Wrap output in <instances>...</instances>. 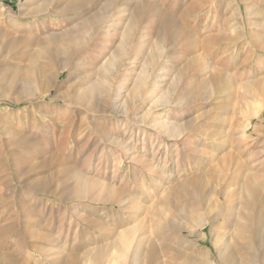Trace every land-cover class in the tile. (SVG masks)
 <instances>
[{"label":"rangeland","instance_id":"rangeland-1","mask_svg":"<svg viewBox=\"0 0 264 264\" xmlns=\"http://www.w3.org/2000/svg\"><path fill=\"white\" fill-rule=\"evenodd\" d=\"M44 1L46 0H0V56L8 55V58H0V264H6L9 249L16 251L14 257L23 264H57L59 258L68 261L72 250L78 249L80 260L88 264L85 253L108 246L111 243L109 229L122 231L127 226L134 225L131 218L138 213L129 203L128 210L121 211L117 204L108 202L109 188H117L118 192L121 191L128 199L133 200V207L150 201L148 198L141 199L143 188L152 191L153 187L160 185L159 195H153L150 201L153 210L168 197L169 194L166 193L170 187L175 188L192 179L194 173L185 175L177 172L184 168L183 163H187L190 158L187 151L191 146L185 144L195 142L200 153L205 154L214 151L213 144L206 146L207 137L196 135L194 131H186L179 137H167L154 127L151 128L154 118L164 117L171 122L178 121L179 124L187 125L202 115V120L199 119L198 122L207 119L205 130L208 133H222L217 136L218 141L214 139L215 142L225 144L233 140L236 145L240 144L241 151L248 149L253 156L257 154L259 160L264 157V85L258 88L251 85V82L264 80V0H221L196 12H189L188 8L195 1L204 0H150L156 2L164 13L178 18L184 32V35L180 34V43L165 55L168 57L166 67L161 72H152L153 83H156L155 86L159 85L154 90L155 96H162L163 93L170 96L168 88L172 81L169 78H172L174 72H179L194 57H200L201 60L195 65V71L183 77L186 87L184 86L179 101H186L184 106H158L144 122L143 117L152 104L151 91L136 104L129 100L128 109L119 105L106 109L99 102L88 103L87 106L72 104L58 98L71 86L76 87L74 92H87L90 85L97 81V69L104 64V56L119 44L122 23L127 18L122 7L114 9L105 23L107 27L114 23L112 37L106 38L103 35L88 42L89 45L83 44L84 47L78 53L79 65H74L72 76L69 77L67 72L61 74L58 81V86L62 87L60 90L53 89L46 95H41L40 89L36 92H24L21 76H17L13 69L19 62L11 59L35 54L39 51L40 41L45 44L53 37L79 29L86 18L105 4V0H100L98 4L85 7L77 15L60 16L51 13L32 16L31 10ZM70 1L72 0H53L50 10L56 6L61 11ZM187 11L188 16H183ZM214 36H228L234 40L217 43ZM148 37L149 35L139 41L147 43L152 38ZM18 40L25 42H20V48L8 53L5 44ZM155 40L156 37L152 38V42ZM67 47L70 48V44ZM140 56L144 58L145 53ZM60 58L59 61L63 59ZM39 61L47 62L44 57ZM169 68L173 70L167 73ZM127 71L129 70L125 72ZM217 71L224 72V76L217 75L212 82L216 93L210 98L192 101L190 97L193 92L198 94L200 84ZM158 72L168 80L161 77L157 80ZM127 73L121 78V83L127 77V87L130 89L134 82L131 74ZM229 76L232 80L228 81L226 78ZM112 77L114 78L111 76L109 83H112ZM207 85L205 90L211 94L214 86ZM111 94L120 95L121 89L115 91L112 88ZM256 112L259 113L258 119H252ZM248 124H251V129L249 138L245 140L242 133ZM253 129L260 132L254 133ZM22 137L27 143L23 141L24 147L20 151H13L14 148L9 146ZM229 150L231 146L227 145L226 151ZM218 153L222 155L221 152ZM244 153H248L245 158L249 159L251 152ZM193 154L198 157L199 153ZM134 159L138 160L135 162ZM165 166L169 170H163ZM161 170L163 173L157 176L156 171ZM77 174L81 178H75ZM42 180L50 182L48 190H38ZM92 180L99 183L96 196L90 193L82 198L63 200L53 195L56 189L57 194L71 192L75 185ZM102 185L108 189L105 188L102 192ZM99 193H102L103 198L98 197ZM90 197L100 200L95 201ZM172 202L175 205L184 204L175 198ZM86 220L99 224L90 227ZM28 229L35 232V238L31 236L34 241L26 233ZM195 229V233L200 235L201 231L196 227L193 230ZM204 233H207V240L202 241V245L198 247L203 251L206 246L212 248L214 237L210 235V229L204 230ZM46 234L55 239L54 243L49 244L51 247L41 239ZM9 239L12 240L8 241ZM194 239L195 236L186 242ZM157 241L160 249L157 264H193L185 255L190 247H185V240L178 233L168 234ZM31 242L36 244L35 248ZM140 263L148 264L145 258Z\"/></svg>","mask_w":264,"mask_h":264},{"label":"bare ground","instance_id":"bare-ground-1","mask_svg":"<svg viewBox=\"0 0 264 264\" xmlns=\"http://www.w3.org/2000/svg\"><path fill=\"white\" fill-rule=\"evenodd\" d=\"M99 1L100 0H72L66 7L59 11L55 5V7L50 10L53 0H46L42 2V4H39V6L34 7L31 11L34 17L45 16L51 13L60 16L68 14L77 15L76 13L80 12L85 7L95 3L98 4ZM219 1L221 0L195 1V3L190 5L188 11L196 12L207 5ZM158 6L156 2H151L150 0H105V4L102 5L101 9L86 18L82 27L79 29L69 30L66 34L64 33L65 35L53 37L45 44L44 41H40L38 44L40 46L39 51L35 52V54L13 57L11 61L19 62L18 65L14 64L16 67L13 66V69H15L17 76H21L24 84V92H36L37 89H40L41 95H46L50 94L53 89L57 91L60 90V88H62L58 86L60 76L64 72H67L69 77L70 75L72 76L74 65H79L77 64V60L79 59L78 53L84 47L83 44L89 45L90 43L88 42L91 40L94 41L96 38L103 35H105L106 38L112 37L114 33L112 29L114 23L109 27L105 26V23L114 9L117 10L122 7L125 9L124 14H126L127 18L122 23L123 31L120 34L119 44L113 51L108 52L107 55L104 56V64L97 69V81L90 85V90L87 92L79 90L74 92L76 87L71 86L66 92L64 91L63 94H60L58 98H63L67 103L70 102L72 104H84L87 106L88 103L96 104V102H99V104H101V106L103 105L106 109L118 105L123 107V109H128L129 100L136 104L144 95H149V91H151L150 100L152 104H150L149 111H147L146 115L143 117V122L158 106L165 107L174 104L184 106L186 101H179L183 93L182 91L186 87L184 85L186 82L183 77L189 72L195 71L194 67L201 58H192L187 62L185 67L181 68L177 73L174 72L172 78H169L170 82L172 81L168 88L170 89L168 92H171L170 96L168 94L169 97L167 94L163 95L164 93L162 96H155L154 90L159 85L157 84L158 86H155L156 83H153V73L157 70L161 72V70L166 67L165 63L168 57L165 55L168 53V50H171L173 46L180 43V34L184 35L179 19L171 14L168 15L164 13L162 8L160 9ZM188 11L183 13V16H188ZM149 17L152 19H149ZM147 26H149V30L146 32L145 29ZM147 35H149L148 38L156 37V40L152 42L151 38L147 43L143 40V42L139 41ZM19 39L23 40V38ZM213 39H215L214 41L217 43L234 40L228 36H214ZM20 42L25 41L18 40L7 42L5 45L8 53L20 48L22 46ZM139 43H141L140 47L138 46ZM69 44L70 48L67 47ZM143 52L145 53L144 58L140 56ZM1 56L5 57L4 55ZM6 57L8 58V55H6ZM42 57L47 60L46 63H41L39 61ZM60 57L63 58L61 61H59L61 59ZM126 70H129L127 72L131 74L134 82L133 87L130 89L127 87L129 84L127 77L124 79V83H121V78L126 76ZM172 70L173 69L169 68L166 72H172ZM159 72L158 75H156L159 76L156 77L157 80L161 78L166 79V77L159 75ZM50 75L53 76V78H50ZM217 75L223 77L224 72L217 71L213 76L207 77L197 89L199 93L196 94V92H193V95L190 94L191 100L207 99L210 98L213 93H216L215 85L212 84V82ZM111 76H114V78L112 77V83H109ZM227 79L228 81L232 80L230 76L227 77L226 80ZM206 83L214 86L211 94L205 90L208 86ZM251 85L258 88L264 85V80L251 82ZM151 86L155 88L152 89ZM112 88H115V91L120 88L121 94L116 95L117 93L115 92L116 94L112 95ZM65 93L66 96H64ZM190 103L187 105H190ZM201 116L202 115H200V117ZM258 116V112L253 113L252 119L254 117L258 119ZM200 117H196L193 119L194 121H191L187 125L179 124L178 121L171 122L164 117L154 118V124L151 125V128L154 127L156 131H160L163 135L174 138L182 136L186 131H194L196 135L207 137L205 139V145L208 146L212 143L214 151L211 153L209 152V154L200 153L195 142L185 144L191 146L187 151L189 152L188 155L190 158L187 163H183L184 168L182 170L179 169L177 172H182L185 175L191 172V174L194 173L195 175L192 176V179L177 185L175 188L170 187L168 193H166L169 194L168 197L164 198L153 210L150 207V201L153 195H159L161 190L160 185L153 187L152 191L143 188L140 194L141 199L148 198L150 201H144L142 202L144 205L140 206L137 204L138 206L133 207L131 204L135 202L128 199L121 191L118 192L117 188L108 189L102 185L104 188L102 192L105 191V188L109 190L107 194L108 202L117 204L121 211L128 210L129 203L131 208H134L133 210L136 209L138 213L136 214L135 211L133 212L135 214L131 220L134 222V225L127 226V228H124L125 230L122 229V231H117V229H109L110 232L108 237L110 236L111 243L108 246L98 247L97 249L88 251L85 253L86 255L84 254L87 256L86 261L88 264H141L140 262L143 258L146 259V263L148 264H157L156 261L159 259L160 252L159 246L156 243L159 242L157 240H161V238H164L168 234L177 233L185 240V247L189 245L190 248H188L185 255L186 259L193 264H264V157L259 160L257 154L254 156L252 155V151L248 149L241 151L240 144L236 145L237 143L235 141L233 142V140L230 143L225 142V144H221V141L215 142L214 139H216L217 136H221L222 133L215 131L208 133V131L205 130V126L207 125H205V122L208 121L206 119L198 122L199 119H201ZM250 129L251 124H248L246 125V129L243 130L242 137L245 140L249 138ZM258 132H260V130H254V133ZM234 136H236V133H234ZM30 138L31 137H29V139ZM209 139H211V141H209ZM23 141H25V138L22 137L9 147L11 149L14 148L13 151H20L24 147ZM227 145L231 146V150L226 151ZM218 152H221L222 155ZM244 152H251L249 154V159L245 158L248 153L245 154ZM193 153H199L198 157ZM137 160L138 159H134L135 162ZM145 163L147 164V162ZM149 169L151 168L149 167ZM164 169L169 170L166 166L163 170ZM163 170L156 171V175L162 174ZM75 178L81 177L77 174ZM93 180L86 184L75 185L71 192L66 191L63 194H57L58 191L56 189L53 195L63 200L82 198L86 195H90V193L96 196V189L99 188V183ZM50 185V182L47 180H42L37 188L39 191L43 189L48 190L47 188ZM98 197L103 198L102 193H99ZM90 198L95 201L100 200L96 197L95 199L92 197ZM173 198L181 202L183 201L184 204H173ZM135 221L138 222L135 224ZM85 222H87L90 227H96L99 224L92 220H86ZM195 227L201 231L200 235H197L198 232L195 233L196 229L193 230ZM206 229H210V235L214 237L213 240L211 239L212 248L206 246V250L203 251L199 250L198 247L202 245V241L206 242L207 240V233H204ZM26 233L29 235L30 239L31 236L35 238L33 229L26 230ZM194 236L196 239L188 243L186 242V240ZM105 237L106 236H104V238ZM41 239L43 242H46L47 245H51L55 242L54 237L49 234L41 236ZM31 241L34 240L31 239ZM35 245L36 244L32 243V247L35 248ZM79 253L80 251H78V249L72 250L68 261L60 260L59 258L60 261L57 260L58 262H56L57 264H85L80 260L81 256L78 255ZM52 255L53 253H51V256ZM63 256H65V254ZM6 264L23 263L14 256L7 254ZM24 264L27 263L24 262Z\"/></svg>","mask_w":264,"mask_h":264},{"label":"crops","instance_id":"crops-1","mask_svg":"<svg viewBox=\"0 0 264 264\" xmlns=\"http://www.w3.org/2000/svg\"><path fill=\"white\" fill-rule=\"evenodd\" d=\"M8 230V229H7ZM12 239H9L8 241H11ZM8 252V254H10V255H12V256H14V254L16 253V251H14V250H10L9 249V251H7ZM18 252V251H17Z\"/></svg>","mask_w":264,"mask_h":264}]
</instances>
